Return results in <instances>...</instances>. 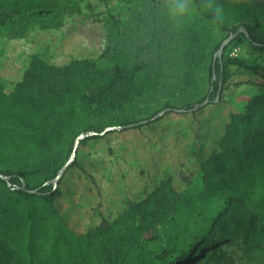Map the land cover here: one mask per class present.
<instances>
[{
  "label": "trees",
  "instance_id": "trees-1",
  "mask_svg": "<svg viewBox=\"0 0 264 264\" xmlns=\"http://www.w3.org/2000/svg\"><path fill=\"white\" fill-rule=\"evenodd\" d=\"M172 4L222 35L198 50L195 39L186 41L191 35L171 30L166 47L179 41L191 55L177 66L186 77L209 57L204 92L182 98L181 106L170 97L151 115L135 117L144 82L174 67L166 60L142 58L103 69L88 57L56 64L34 53L19 66L12 53L2 62L0 80L12 79L14 88L6 92L0 82V264H136L133 248L171 220L197 177L207 193L221 194L231 208L244 207L248 219L236 239H227L216 235L221 228L212 218L210 241L203 235L180 250L164 249L161 263L234 264L220 242L244 252L263 244L264 67L226 50L247 43L264 52V0ZM78 6L79 0H0V25L13 26L7 40L24 52L33 50L37 28L57 34L51 49L74 34L87 36L88 19ZM191 30L197 32L198 23ZM104 31L100 59L110 52ZM229 36L232 41L214 56ZM231 68L248 72L247 85L262 91L247 99L241 113L228 99L236 85ZM144 70L147 79H141ZM108 135L115 136L105 141Z\"/></svg>",
  "mask_w": 264,
  "mask_h": 264
},
{
  "label": "rangeland",
  "instance_id": "rangeland-1",
  "mask_svg": "<svg viewBox=\"0 0 264 264\" xmlns=\"http://www.w3.org/2000/svg\"><path fill=\"white\" fill-rule=\"evenodd\" d=\"M152 1L155 0H79L77 11L88 19L83 22L87 26L86 29L90 30L87 36L85 33L84 35L74 34L73 37L64 39L65 42L58 43L49 49L47 45L56 42L54 38L57 34H45L37 28L34 30L37 32V36L31 52H24L20 45L12 44L7 40L13 26L6 21L0 25V66L12 53L19 66L24 62L25 57L34 53L56 64L88 57L95 62L97 67L103 69L135 61L140 64L142 58V63L144 61L147 63L150 60L158 62L166 60L174 67L172 70L162 71L158 80L150 83L144 82L145 91L143 96L136 101L135 117L144 118L151 115L163 106L164 100H168L170 97L173 102L171 104L181 106L182 98L194 100L199 98L198 95L202 94V91L204 92L203 80L207 77L206 67L209 57L198 60L197 69L200 71H195L194 75L191 74L189 78L186 77V72L178 71L177 66H180L182 61L191 58V55L184 53L179 41L174 46L169 44V47H166L173 37L171 30L176 31V36L191 35V38H186V41L192 43L195 39L198 50L201 45L210 41L211 45L217 44L221 41L222 35L213 28L211 23L195 21L191 15L176 8L172 4L173 0ZM180 1L185 2L186 0ZM177 9L181 11L179 16L176 15ZM77 21H79L78 17ZM193 23H198V31L195 33L191 30ZM106 28L109 30L110 52L106 57L100 59L98 58V42ZM236 48L238 49V58L248 64L264 67V52L258 53L247 43H243L237 47L229 46L226 53L230 56V53ZM213 54L215 55V53ZM231 69L235 73L236 85L228 99L233 112L241 113L247 99L262 91L252 85H247L251 81V75L248 72L236 68ZM148 73L150 74L144 70L141 73V79H144ZM3 78L0 82L4 90L11 92L14 88V81ZM154 85H160V87ZM160 95L161 98L158 97ZM114 136L108 135L105 137V141H111ZM229 209L228 214L219 216ZM248 216L249 212L240 205L231 208L221 194L207 193L197 177L190 187L185 189L182 202L172 213L171 220L157 225L154 233L146 234L141 244L133 248V259L136 264H162L159 256L164 249L172 247V250H180L181 247L187 246L192 239L201 242L200 238L203 235H206L210 241L214 237L213 233H209L212 218L221 228V231L216 235L225 234L227 239H236ZM262 238L264 241V227ZM219 244V247L226 251L228 258L234 264H264V242L258 248L245 252L232 244L228 245L225 242Z\"/></svg>",
  "mask_w": 264,
  "mask_h": 264
},
{
  "label": "water",
  "instance_id": "water-1",
  "mask_svg": "<svg viewBox=\"0 0 264 264\" xmlns=\"http://www.w3.org/2000/svg\"><path fill=\"white\" fill-rule=\"evenodd\" d=\"M233 38H234V36H229L228 38L224 39V40L222 41V43L220 44V46H219V48H218V50H217V52L215 53L214 56H220V55L222 54L224 48L228 45V43H230V42L232 41ZM207 102H208V99H206L203 103L197 105L195 108L199 109V108H201L202 106H204ZM165 112H166V111L164 110V111L158 113L155 117L152 118V120H154V119H156V118L162 116ZM143 122H145V121H143ZM82 137H83V136H82ZM80 138H81V137H80ZM65 167H66V166H64V167L61 169V171L59 172L58 176H57V177L54 179V181L52 182L53 184H55V183L58 181V178H59V176L61 175V173L64 171ZM31 192H32V193H35V191H31Z\"/></svg>",
  "mask_w": 264,
  "mask_h": 264
},
{
  "label": "built area",
  "instance_id": "built-area-1",
  "mask_svg": "<svg viewBox=\"0 0 264 264\" xmlns=\"http://www.w3.org/2000/svg\"><path fill=\"white\" fill-rule=\"evenodd\" d=\"M237 51H238L237 48L234 49V50L230 53V56H231V57H237Z\"/></svg>",
  "mask_w": 264,
  "mask_h": 264
},
{
  "label": "clouds",
  "instance_id": "clouds-1",
  "mask_svg": "<svg viewBox=\"0 0 264 264\" xmlns=\"http://www.w3.org/2000/svg\"><path fill=\"white\" fill-rule=\"evenodd\" d=\"M181 10H183V8H181Z\"/></svg>",
  "mask_w": 264,
  "mask_h": 264
}]
</instances>
